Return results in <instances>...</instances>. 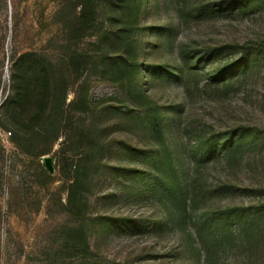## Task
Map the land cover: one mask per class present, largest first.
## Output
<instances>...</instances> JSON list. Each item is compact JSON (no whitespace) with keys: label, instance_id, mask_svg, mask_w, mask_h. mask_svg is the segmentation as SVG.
<instances>
[{"label":"rangeland","instance_id":"374dc122","mask_svg":"<svg viewBox=\"0 0 264 264\" xmlns=\"http://www.w3.org/2000/svg\"><path fill=\"white\" fill-rule=\"evenodd\" d=\"M221 1L228 0H186V10ZM156 2L143 0L144 11L133 16L139 27L131 49L106 40L125 31L128 18L108 0H0V264H204L187 231L153 227L163 210L143 194L135 174L148 172L140 152L155 149L142 113L153 101L179 108L169 136L174 145L194 138L189 129L249 136L237 153L205 169L198 208L264 209V2L187 21L178 16L177 0ZM186 46H233L224 64L244 50L256 59L225 86L205 89L203 79L191 97L173 80L149 83L148 72L139 74L151 66L170 70ZM25 53L46 66L50 101L45 119L23 130L3 106L12 59ZM138 83L151 100L131 93ZM58 105L65 110L59 121L52 115ZM128 220L138 228L110 226ZM221 264H264V222L234 243Z\"/></svg>","mask_w":264,"mask_h":264},{"label":"trees","instance_id":"16d2710c","mask_svg":"<svg viewBox=\"0 0 264 264\" xmlns=\"http://www.w3.org/2000/svg\"><path fill=\"white\" fill-rule=\"evenodd\" d=\"M108 1L114 7L120 6L121 14L124 17L128 14V18L125 24L126 30L110 32L106 40L114 46L120 44L131 48L133 42L137 46L135 27H139L138 17L133 16L144 11L143 0ZM156 1L159 5L160 0ZM263 2L264 0H228L197 5L187 11L186 0H177L180 7L178 16L184 21L188 18L191 20L215 18L229 11L245 12ZM165 35L166 37H162L170 39L169 30ZM168 41H164L165 44ZM232 50H235L233 46L202 51L186 46L179 50L177 62L175 66H170V70L164 71L161 66H151L139 70V74L148 72L149 83L173 80L179 83L187 97H191L194 92L201 91L203 79L207 82L205 89L212 86L218 88L237 77L245 76L250 71L256 59L255 53L248 50L241 51L240 57L224 64L223 55ZM134 56L138 57L136 51ZM137 65L140 66L139 63ZM11 71L10 92L3 110L9 118L18 123L21 129L25 130L31 123H34L33 127H35L37 122L45 119L44 115L50 101L49 75L46 66L38 60L36 54L25 53L13 57ZM145 85L138 83L132 86L130 91L151 100L152 94H149L150 90H145ZM56 108V113L52 114L56 119H53L62 120L64 105H58ZM142 113L145 117V128L156 142L153 152H140L145 161H148V172L139 171L135 174L139 173L143 194L157 202L163 210L160 221L154 222L153 227L166 228L173 232L180 231V233L187 231L192 238V246L200 254L199 262L204 258V264H221L234 243L241 237L246 238L264 222V209L227 207L203 211L197 206L198 200L204 194V188L200 187L199 182L208 166L222 155L230 157L237 153L248 143L249 136L245 130H238L235 134L224 137L203 136L197 134V130L189 129L186 131L194 138L187 139L186 143L174 145L170 143L169 136L180 113L179 108L171 106L165 109L153 101ZM52 128L56 134L59 132L57 124ZM34 131L37 135L44 134L41 133L40 128ZM15 135L17 136L16 133ZM110 226L128 230L138 228L136 223H131L129 220L113 222ZM189 228H192L194 237Z\"/></svg>","mask_w":264,"mask_h":264},{"label":"water","instance_id":"95a60500","mask_svg":"<svg viewBox=\"0 0 264 264\" xmlns=\"http://www.w3.org/2000/svg\"><path fill=\"white\" fill-rule=\"evenodd\" d=\"M46 165L50 169L49 160H46Z\"/></svg>","mask_w":264,"mask_h":264}]
</instances>
